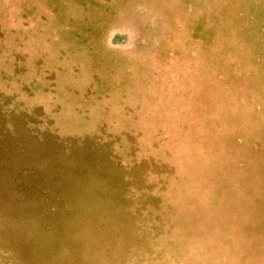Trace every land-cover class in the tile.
Listing matches in <instances>:
<instances>
[{
	"label": "rangeland",
	"instance_id": "rangeland-1",
	"mask_svg": "<svg viewBox=\"0 0 264 264\" xmlns=\"http://www.w3.org/2000/svg\"><path fill=\"white\" fill-rule=\"evenodd\" d=\"M0 264H264V0H0Z\"/></svg>",
	"mask_w": 264,
	"mask_h": 264
}]
</instances>
